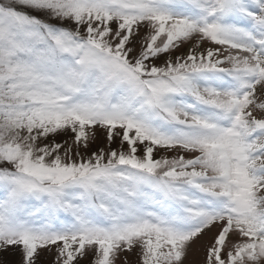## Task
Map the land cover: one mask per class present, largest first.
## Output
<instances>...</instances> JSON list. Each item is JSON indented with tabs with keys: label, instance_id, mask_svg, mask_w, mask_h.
<instances>
[{
	"label": "snow or ice",
	"instance_id": "1",
	"mask_svg": "<svg viewBox=\"0 0 264 264\" xmlns=\"http://www.w3.org/2000/svg\"><path fill=\"white\" fill-rule=\"evenodd\" d=\"M0 264H264V0H0Z\"/></svg>",
	"mask_w": 264,
	"mask_h": 264
},
{
	"label": "rangeland",
	"instance_id": "2",
	"mask_svg": "<svg viewBox=\"0 0 264 264\" xmlns=\"http://www.w3.org/2000/svg\"><path fill=\"white\" fill-rule=\"evenodd\" d=\"M3 258L10 261H14L17 259V257L12 255L11 253L3 254Z\"/></svg>",
	"mask_w": 264,
	"mask_h": 264
}]
</instances>
